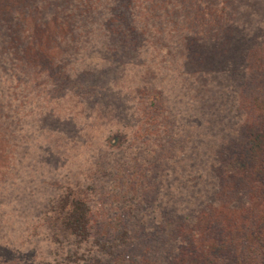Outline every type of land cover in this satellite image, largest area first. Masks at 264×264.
<instances>
[{
  "label": "trees",
  "instance_id": "16d2710c",
  "mask_svg": "<svg viewBox=\"0 0 264 264\" xmlns=\"http://www.w3.org/2000/svg\"><path fill=\"white\" fill-rule=\"evenodd\" d=\"M34 1L0 0V73L47 105L31 121L45 141L65 135L54 153L65 174L47 177L40 218L52 239L77 259L122 249L110 264H264V0ZM9 97L25 119L23 97ZM66 97L91 124L73 127ZM195 110L191 125L218 132L186 128ZM13 122L0 119L8 163L23 160L30 126ZM162 183L186 221L162 215Z\"/></svg>",
  "mask_w": 264,
  "mask_h": 264
},
{
  "label": "rangeland",
  "instance_id": "374dc122",
  "mask_svg": "<svg viewBox=\"0 0 264 264\" xmlns=\"http://www.w3.org/2000/svg\"><path fill=\"white\" fill-rule=\"evenodd\" d=\"M243 2L252 5L254 8L261 6V4H258L255 0H243ZM34 3H37V0H35ZM257 4L259 6H257ZM1 42L2 39L0 38V43ZM3 50L4 48L0 46V56H2ZM219 52L222 54L223 49L219 48L218 53ZM6 66L7 65H4L3 61H0V70L6 68ZM126 71L131 76L135 75V71L132 67H127ZM2 73H4L3 70ZM1 77L2 74L0 73V119H9L11 122L14 121L11 124L14 129L15 127L20 129L22 123H30V126L24 127V134L27 136L26 139L28 140L24 138L23 141L25 144H23L22 147H18V151L14 153L18 156V153L21 152V154H23V160L17 158L15 162L8 163V161L5 160L7 155L4 153L6 148L0 146V264H110V260L113 261L112 259L115 258L116 255H119L118 253L120 251L122 253V249H116V246L114 247L112 244L105 242L100 246L101 250H99L101 252L98 251L95 258H93V250L91 249L92 252L90 254L86 251L84 255L82 254L79 256V259H77L73 254L75 247L69 242L64 241V239L55 242L52 239L53 231H50V228L44 226L41 222L40 218L42 213L47 207L46 205H48L47 202L49 198L52 196L47 190V177H50L52 174L56 176H64L65 174L63 171L61 173L60 170H58V166L56 165L57 158L54 155L57 148L61 150L60 142L65 135L61 133L59 137L49 135L48 140L45 141L43 139L45 136L42 138L40 135L41 133L35 131L31 121L36 119L35 116L34 118L32 116V114L36 112V107L46 108L47 105L36 97L34 93L29 94V90L25 89L23 92L12 91L11 85H4ZM13 86L17 87V85ZM172 93L173 92L169 91L171 95L165 94V101L174 103ZM197 94L199 93L197 92ZM8 95L12 98H17L19 95L23 97L19 103L21 105L20 107L27 113L25 119H19L18 121L13 119L15 117V114L12 112L14 109L12 106L13 103ZM202 96L204 97V94H202ZM188 98L193 99L190 94ZM61 101L67 105L68 110L66 113H70L74 117L73 122L75 123H73V127L83 128L82 126L91 124L93 121L92 118H94L92 116L94 112H92L90 108L77 106L76 99L72 97H66ZM80 111H82L81 114H79ZM188 113H191L193 118L190 119L185 115L184 126L186 128H193L195 133L205 134L218 132L215 126L209 129H202L204 126L198 127V123H196L197 125H191L193 120L203 117V115L200 116L198 110ZM15 122L17 126L14 124ZM7 124L10 125V122H7ZM5 127H7V125ZM65 144L63 145L64 149H62L63 152H67V148L64 147ZM54 145L59 147H51ZM8 164L11 168L15 169L11 174L7 168ZM168 182L171 184V181ZM170 184L162 183L161 186H158V190L162 193V197H165V200H161L157 197L155 203L164 206L162 207L163 209H161L162 215L163 212L169 213L172 211V217H175L176 221H182L185 218V213L179 210L176 211V203H172L169 199V196L172 197L171 194L174 192L171 190ZM86 185L87 184L84 183V187ZM102 186L106 191L105 184H102ZM173 187L175 188L174 185ZM92 189L93 188L89 186L87 191L91 193ZM98 190L100 193H96V196H94L96 201L99 198L103 200V197L100 196L102 190L99 188ZM150 193L153 194L154 192ZM165 202L167 203L164 205ZM97 203H95V207H98ZM191 204L192 205H189V207H194L193 214L196 215V212H198L197 208L200 205V198L193 201ZM114 228L117 229L118 226ZM102 229H104L106 233L110 231V228L106 229V226ZM110 232L112 236L114 233L112 229ZM238 233L245 232L238 231ZM163 249L162 247L158 248L160 251H163ZM87 250H89L88 247ZM142 257L143 256H140V258ZM115 264H118V262H115Z\"/></svg>",
  "mask_w": 264,
  "mask_h": 264
}]
</instances>
